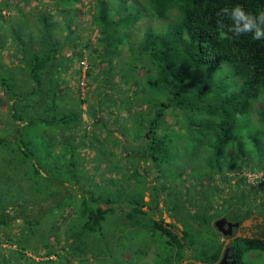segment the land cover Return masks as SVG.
Wrapping results in <instances>:
<instances>
[{
    "label": "trees",
    "instance_id": "16d2710c",
    "mask_svg": "<svg viewBox=\"0 0 264 264\" xmlns=\"http://www.w3.org/2000/svg\"><path fill=\"white\" fill-rule=\"evenodd\" d=\"M237 4L264 11V0H0V227L26 215L15 205L20 191L41 192L53 202L58 231L67 215L78 219L84 237L119 215L126 226L162 237L165 264H194L218 255L221 240L194 245L197 234L211 233L215 215L264 218V161L249 166L252 155L230 144L239 114L264 98V40L250 33L222 38L217 27V13ZM143 12L166 23L139 30ZM83 13L96 44L83 43L92 51L84 89L77 80L78 88L66 93L57 83L68 66L60 51L77 48ZM3 47L10 50L8 63L1 61ZM65 55L71 61V53ZM222 65L228 70L217 73ZM43 103L51 109L47 117L38 115ZM256 113L264 125V108ZM170 115L178 116L175 127ZM109 116L121 138L112 133ZM194 135L199 138L188 148ZM34 139L49 147L51 167L42 166ZM226 168L231 175H224ZM244 170H261L263 177L246 183ZM214 173L237 187L239 204L215 207L203 188ZM29 183L36 186L21 190ZM211 188L221 190L216 183ZM160 198L172 219L166 223L151 217ZM134 213L140 224L131 220ZM231 243L233 264H244L249 250H264V237Z\"/></svg>",
    "mask_w": 264,
    "mask_h": 264
},
{
    "label": "rangeland",
    "instance_id": "374dc122",
    "mask_svg": "<svg viewBox=\"0 0 264 264\" xmlns=\"http://www.w3.org/2000/svg\"><path fill=\"white\" fill-rule=\"evenodd\" d=\"M81 17L82 21L80 22L81 24L79 25L78 30H76L78 34L75 37V39L78 40L76 47L80 50L81 56L78 57L77 48H74V46L62 49L60 51V56L62 57L64 63H66V65L68 66L67 69H65V71L58 78L60 81L58 82L57 78L56 81L59 88L66 90V93L74 91L78 88L77 80L79 81L81 77V73H79L81 72V68L78 63L79 59H83L85 67L86 65L87 67L89 65V59L92 56V51L87 50L83 43L88 41L93 45L96 44V34L92 29H88L86 27V24H84L83 19L87 18V15L83 13ZM164 23H166V20L161 21L160 19L149 17L145 12H143L136 25L138 26V29L141 30L145 26L157 27L163 25ZM8 49V47L2 48L1 58L3 59L4 57V61L8 60V57L6 56V54L10 51ZM66 51L71 53V61L66 58ZM227 70V65H222L217 73H224ZM24 71L25 70H23V72ZM85 87L87 89L88 84L87 86L85 85ZM82 89H84V86ZM4 105L5 104L3 102H0V109L2 111L4 109ZM84 106L85 104H81L82 109L84 108ZM44 107L45 106L43 103V105L39 109L40 111L38 112V115L47 117L51 112V109ZM261 108H264V98L262 97L253 102L251 110L247 115L245 113L239 114V118H237L236 121L238 122V125L236 123L237 126L232 133V140L230 141L231 145L236 147L243 146V148L252 155L251 157L247 158V163L249 164V166H252L253 163H255L254 159L264 161V125L261 123L260 118L256 113V110ZM84 116H86L85 113ZM169 118L173 120L171 122L172 127H175L176 124H178V116L170 115ZM186 118L187 117L183 118L181 122L185 123V121H187ZM85 121L87 123L86 129L87 131H90V129L93 128V124L90 122L89 117H85ZM107 121L111 126L112 133L121 138L122 134H119V132L116 130V126H114L113 122L111 121V116L107 118ZM1 126L2 122L0 121V127ZM95 126L100 128L98 124ZM94 130H96V128ZM171 130L175 134H179V132H176L173 128H171ZM96 131L98 132V130ZM198 138L199 136L196 135L190 138V142L188 143L187 147L190 148V146L195 142V139ZM41 140L34 139V142L37 143V147L34 149L36 150V153L38 154L41 161H45L43 162L44 164L42 163V166L45 168H49L53 164V162H51V159L49 158V147L46 143L45 145L42 143V145L44 146L43 150V147L40 143ZM114 148L115 146H112V149ZM233 148L234 147L227 148V151L232 157L234 156ZM200 151L202 153L204 151V147H202ZM121 157L125 158L126 155H122ZM200 163L202 164L203 162L201 161ZM230 171L226 168V170H224V175H231L232 173ZM64 172L67 174L69 171L65 170ZM221 180L222 179L218 177V174L214 173L212 178L203 183L204 187H202L207 191L206 195L208 196V198L215 199L214 205L218 209H220L221 207L228 208L232 205L239 204L238 201H240L241 199L238 196L240 194H238L237 192V187L234 184H230L229 181H226V183H229L226 184ZM215 183L218 188H221V190L216 191L215 189L211 188ZM38 185L40 187V185L43 184L38 183ZM33 186L35 187L36 185H33L32 183L30 184V186H28L26 184L25 186H22L21 190L28 191L29 188H33ZM244 188L246 189L247 186L245 185ZM31 194L32 198L36 199L37 201L41 199V201L43 202L33 203L37 202L33 199V202H31ZM42 196L43 194L41 192H31L28 196L25 191H20L18 200H16L15 205L19 211H22V213L26 212V215L23 216V219L20 220V222L13 219V222L11 224L3 226V228H7L6 231H4V229L0 227V238H2V236L7 237L4 240L0 239V264L166 263V249L163 246L162 237L155 232L152 234L150 230H142L139 225H137L138 227L136 225L129 227L126 226L125 223H122V220L126 221L127 219L121 220L119 219V215H117L114 220H109L107 223L104 222V226L102 224L100 231H91V233H87L86 237H84L83 232L78 230V219L69 218L68 215L63 218V226H61L60 231L54 229L52 225L54 223L53 220L56 215V211L54 212L53 202H45L46 200H44ZM146 198L147 193L144 194V199ZM163 200L165 199H159L158 207H160V210L154 211L153 217L157 219L161 217L162 223H166L172 219L169 217L166 211V204H164ZM193 203H195V201H193ZM142 208H145V206H142ZM148 214L151 215V213ZM219 215L221 214L219 213L211 219V233H213L214 241H220L222 238V234L213 225V220ZM142 219L145 220V217L142 216ZM131 220H133V222L135 221L136 224H140V220L137 218L136 213L133 214ZM116 221L118 223H115ZM113 224L114 227L112 226ZM180 227V224L176 223L174 229L177 233H180ZM77 231L80 235H78ZM74 233H76L77 236H74ZM197 235V239H195L194 235H190L192 238L194 237V245L196 246L200 245L199 243L203 240L207 239V241H211L212 239L210 235L208 236V238L204 236L202 238L201 234ZM68 237H73L74 239H67ZM82 237L84 238L82 239ZM191 250L193 251V249ZM243 261L244 264H264V250H249L245 252L243 254ZM179 264H182V262Z\"/></svg>",
    "mask_w": 264,
    "mask_h": 264
},
{
    "label": "clouds",
    "instance_id": "9594fccd",
    "mask_svg": "<svg viewBox=\"0 0 264 264\" xmlns=\"http://www.w3.org/2000/svg\"><path fill=\"white\" fill-rule=\"evenodd\" d=\"M217 27L222 38L234 39L245 34H251L254 40H264V11L254 13L242 5L222 8L217 13ZM230 22L225 24L224 18Z\"/></svg>",
    "mask_w": 264,
    "mask_h": 264
},
{
    "label": "flooded vegetation",
    "instance_id": "af4514ba",
    "mask_svg": "<svg viewBox=\"0 0 264 264\" xmlns=\"http://www.w3.org/2000/svg\"><path fill=\"white\" fill-rule=\"evenodd\" d=\"M224 217L223 220L219 222V227L218 229L214 223L213 225L215 228L222 234L221 241L223 243L224 239L227 238V242L224 246H220V250L218 252L217 257L214 260H194V264H217L220 259L222 254L225 252L226 254L229 252V249L226 248L227 245H232L231 243L236 237H264V218L255 213L252 212L248 214L245 217H242L240 219H237L235 217L231 216H226V215H219L216 218ZM215 218V219H216ZM221 230L224 232L222 233ZM234 247L232 250V261H234ZM220 264H225V261H221ZM233 264V262H232Z\"/></svg>",
    "mask_w": 264,
    "mask_h": 264
},
{
    "label": "built area",
    "instance_id": "2783aa9c",
    "mask_svg": "<svg viewBox=\"0 0 264 264\" xmlns=\"http://www.w3.org/2000/svg\"><path fill=\"white\" fill-rule=\"evenodd\" d=\"M79 66L81 68V77L78 81L79 87L82 90L83 85H84V70H85V64L83 59H79ZM242 175L245 177L246 183L253 184L256 182V180L261 179L263 177V172L262 171H251V170H244L242 172Z\"/></svg>",
    "mask_w": 264,
    "mask_h": 264
},
{
    "label": "water",
    "instance_id": "95a60500",
    "mask_svg": "<svg viewBox=\"0 0 264 264\" xmlns=\"http://www.w3.org/2000/svg\"><path fill=\"white\" fill-rule=\"evenodd\" d=\"M223 219H224V217L214 219L213 223L218 229H220L219 222ZM221 232L224 233L222 230H221ZM226 242H227V238L224 239L222 246H224L226 244ZM226 248L229 249V252L227 254L224 252L221 256L220 261L217 264H220L221 261H225V264H232L233 261H232L231 257H232L233 246L227 245Z\"/></svg>",
    "mask_w": 264,
    "mask_h": 264
},
{
    "label": "crops",
    "instance_id": "0c3cea01",
    "mask_svg": "<svg viewBox=\"0 0 264 264\" xmlns=\"http://www.w3.org/2000/svg\"><path fill=\"white\" fill-rule=\"evenodd\" d=\"M9 53V52H8ZM7 56V55H6ZM2 57V56H1ZM8 57V56H7ZM1 61H4V57H3V59L1 58ZM5 63H8V61H4ZM153 216V215H152ZM214 221V220H213ZM176 223H178V222H176ZM181 226V225H180ZM206 235L207 236H211L212 237V240L214 239V237H213V233H206ZM206 238H208V237H206ZM207 244H209V241H208V243ZM206 245V244H205ZM216 246V243H212V245L210 246V249H213L214 247ZM198 260V259H197ZM187 261V259H183L182 261H180V263L182 262V264L183 263H185Z\"/></svg>",
    "mask_w": 264,
    "mask_h": 264
}]
</instances>
